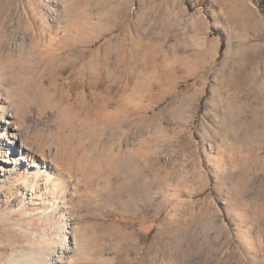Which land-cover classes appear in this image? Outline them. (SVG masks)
<instances>
[{
  "label": "rangeland",
  "instance_id": "374dc122",
  "mask_svg": "<svg viewBox=\"0 0 264 264\" xmlns=\"http://www.w3.org/2000/svg\"><path fill=\"white\" fill-rule=\"evenodd\" d=\"M0 264H264V0H0Z\"/></svg>",
  "mask_w": 264,
  "mask_h": 264
},
{
  "label": "bare ground",
  "instance_id": "6f19581e",
  "mask_svg": "<svg viewBox=\"0 0 264 264\" xmlns=\"http://www.w3.org/2000/svg\"><path fill=\"white\" fill-rule=\"evenodd\" d=\"M13 134H14V136L16 135V133H15V132H13ZM12 142H14V140H12ZM60 256H63L62 252H61V255H60Z\"/></svg>",
  "mask_w": 264,
  "mask_h": 264
}]
</instances>
